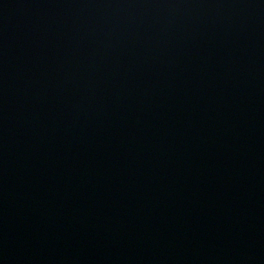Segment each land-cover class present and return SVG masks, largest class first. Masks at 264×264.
Masks as SVG:
<instances>
[{
	"label": "water",
	"instance_id": "water-1",
	"mask_svg": "<svg viewBox=\"0 0 264 264\" xmlns=\"http://www.w3.org/2000/svg\"><path fill=\"white\" fill-rule=\"evenodd\" d=\"M0 264H264V0H0Z\"/></svg>",
	"mask_w": 264,
	"mask_h": 264
}]
</instances>
